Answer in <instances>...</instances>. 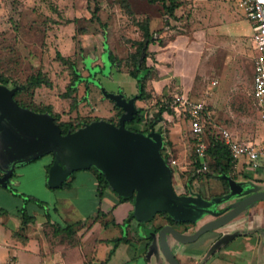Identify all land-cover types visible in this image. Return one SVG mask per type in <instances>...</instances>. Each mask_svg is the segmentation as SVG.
<instances>
[{"label": "rangeland", "instance_id": "obj_1", "mask_svg": "<svg viewBox=\"0 0 264 264\" xmlns=\"http://www.w3.org/2000/svg\"><path fill=\"white\" fill-rule=\"evenodd\" d=\"M125 1L128 7L122 5V0H0V75L8 78V89L21 88L30 76L40 72L52 82V87L44 86L32 93L23 89L17 100L50 105L63 120L77 116L113 118L109 112L114 106L103 90L109 94L122 93L126 99H131L139 89L129 74L111 67L106 50L122 58L135 52V43L142 40L136 22L149 19L156 40L165 32L171 33L172 42L183 38V47L178 46L173 57L176 64L172 74L176 82H184L189 87L190 99L205 103L214 129L220 132L228 128L242 141L264 144V122L252 93L253 59L257 54L252 40L253 23L236 0H179L181 6L174 18L164 15L160 3ZM128 9L134 15H130ZM159 31L161 34H157ZM161 40L164 45L165 40ZM58 55L73 61L88 81L78 86L72 98L63 96L72 76ZM180 92L182 90L177 88L162 98L153 96L145 106L150 117L157 113L158 102H166L171 110L165 114L161 126L169 142L164 154L168 155L173 171L174 188L180 183L185 185L194 175L189 115L178 116L170 105L173 95ZM75 96L79 104L73 110ZM1 117L0 174L3 176L0 180L8 181L10 175L15 174L10 184L16 191L0 189V207L9 213L26 208L34 216H41L47 208L52 214L55 205L60 208L72 202L77 212L61 210V220L73 226L80 219L86 221L99 202L93 179L86 178L91 174L84 170L76 172L72 190L51 189V183L56 181L51 180L49 173L58 155L49 153L31 161L27 157L39 155L37 151L17 155L18 146L15 152L12 147L16 142L13 135L18 134L19 129L8 118ZM17 159L20 162L16 166ZM12 163L16 167L9 173L7 169ZM198 182L195 180L196 185ZM29 197L46 207L26 201ZM98 198L105 210L112 209L114 203L111 206L105 195ZM131 215L125 219L127 226L137 224L131 221ZM14 216H4V225L0 224V264H8L10 256L14 257L17 252L10 247L9 238L13 229L9 219L15 221ZM111 220H114L112 214L107 218ZM119 235L117 228L103 232L94 228L84 241L88 245L96 238L114 239ZM31 258L32 263H37L35 257Z\"/></svg>", "mask_w": 264, "mask_h": 264}, {"label": "crops", "instance_id": "obj_2", "mask_svg": "<svg viewBox=\"0 0 264 264\" xmlns=\"http://www.w3.org/2000/svg\"><path fill=\"white\" fill-rule=\"evenodd\" d=\"M170 34L165 32L160 35L165 43L156 46L154 49L155 60L150 82L151 91L154 97L162 98L178 88L182 90L180 93H184L190 98L189 87L184 82H176L172 74V67L176 64L173 59L176 56V48L178 46L183 47L184 40L182 37H178L175 42H172L169 37ZM254 72L255 66L252 85ZM136 103L139 106L144 105L142 102ZM109 113L111 116L115 115L113 109ZM14 147H12V150L15 152L17 145L15 149ZM18 162H20L19 159H17L16 166ZM16 166L13 163L10 164L7 171L9 173L14 172L12 168ZM233 167L234 174L226 177L227 191L219 179H204L199 181L197 185L195 181L191 183L188 180L185 185L180 183L179 187L175 186L174 189L178 196L201 200L203 202L201 203L202 208L207 211L195 223L174 225L178 231L191 236L202 225L216 219L214 213L218 215L228 213L240 201L252 194L264 191V163L258 170L251 169L243 162L237 165L233 163ZM89 174L91 175L86 176V178L93 179L99 202L86 221L80 219L76 222L74 226L77 238L76 245H72L71 240L65 234H55L54 228L56 223L68 224L60 218L63 210H68V213L77 212L72 202L71 204L64 203L63 207L60 208L55 205L54 209L57 212L53 211L52 214L47 208L46 213L35 216L37 218L36 222L30 224L25 231L21 230L22 220L20 216L16 215V211L0 216V224L4 225V216L11 217L15 215V218L13 217L15 221L12 218L9 219L10 222L14 223H11L13 229L9 238L12 240L10 241V247L13 246L17 252L14 257L10 256L8 264H34L31 256L35 257L37 262L35 264H169L160 250L158 242L160 230L157 231L156 229L171 224L157 215L154 220L148 223L129 224L127 226L125 219L133 213L134 203L131 201L120 202L117 195L110 190H105L103 195H105L107 202L111 206L114 203L111 210H105L98 198L100 196L98 181L92 173L89 172ZM14 175L11 174L8 181L0 180L2 181L0 182V189L7 191L6 187L11 183ZM2 176L1 173L0 178ZM197 187L199 190L196 189ZM72 189H74L73 186L68 190ZM47 213L50 214V220L46 216ZM111 214L114 220L107 221ZM113 221L114 223H112ZM105 224L108 225L105 226ZM94 228H98L102 232L117 228L120 230V235L114 239L96 238L86 245L84 240ZM16 233L19 236H15ZM118 239L120 241L116 242ZM169 243L181 264H264V199L249 206L224 227L201 236L196 242L182 244L169 237Z\"/></svg>", "mask_w": 264, "mask_h": 264}, {"label": "water", "instance_id": "obj_3", "mask_svg": "<svg viewBox=\"0 0 264 264\" xmlns=\"http://www.w3.org/2000/svg\"><path fill=\"white\" fill-rule=\"evenodd\" d=\"M103 94L124 111L118 125L106 120L93 121L74 133L63 135L51 115L20 107L14 100V90L3 85H0V115L19 129V133L13 135L18 155L26 156L37 151L39 155L27 157L29 161L49 153L58 155L49 173L51 180L56 181L55 185L61 186L76 171L95 167L104 173L110 187L119 196L134 198L131 219L134 218L136 223H148L162 213H168L179 223H195L207 211L202 208L201 200L177 195L173 171L162 154L163 135L154 130L135 132L126 126L138 113L136 97L126 99L122 93L109 94L104 90ZM263 199L264 191H261L240 201L223 215L209 211L216 219L202 225L191 236L181 233L173 225H165L158 235L163 256L169 264H181L170 246L169 237L182 244L196 242Z\"/></svg>", "mask_w": 264, "mask_h": 264}, {"label": "trees", "instance_id": "obj_4", "mask_svg": "<svg viewBox=\"0 0 264 264\" xmlns=\"http://www.w3.org/2000/svg\"><path fill=\"white\" fill-rule=\"evenodd\" d=\"M148 2L151 5L160 3L163 7L164 15L170 18L175 17L176 10L181 6V2L179 0H148ZM122 5L128 7V4L125 0H122ZM127 11L130 13V15H134V13L130 9H128ZM94 17H96L95 13H94ZM136 24L142 32V40L137 41L135 43L136 46L135 52L130 53L129 56L126 58L119 57L116 53H114L109 49L106 50V54L108 56V60L112 68H116L118 72L127 73L134 80H136L139 89V93L136 96V100H137L136 102L144 103L143 106L136 105L138 109V113L134 116V119L132 121L126 124L127 128L132 131L141 132V133H148L152 130L160 132L164 137V148L162 154L167 159L169 164L168 155L164 154V151L167 145H169V142L167 141V136L165 135L163 127L161 126V122L164 119L165 114L171 111L169 109V105L166 102H158L159 109L157 110V113L153 117H150L148 115V109L145 107L148 105V103L152 100L154 96L152 94L149 82L152 72L154 70V60H153L154 49L156 46L162 45L161 44L162 40L155 39L156 33L152 32L151 22L149 19H146L144 21H137ZM157 34H161V32L159 31ZM58 59L60 60V62H62L63 65L67 67V69L70 71V74L72 76L71 81L67 88V92L63 94V96L65 98H72L73 94L77 92L78 86L81 83H87L88 81L81 75V73L77 69L76 64L73 61H71L69 58L58 55ZM0 84L7 87L9 85L8 78H5L4 76L0 75ZM15 85H17L16 81H15ZM44 86L52 87V82L46 74L40 72L37 75L30 76L27 79L26 84L24 86H20L21 88L15 86V88L12 89L10 88V89L14 90V100L17 102V104L20 107L29 109L30 111H33L35 113L51 115L54 118L55 122L60 126L63 135H67L68 133H74L80 128L92 123L93 121L106 120L110 123L118 125L119 118L124 113L123 109L117 107L114 101L109 100L111 104L114 106L115 115L113 116V118L102 119V118L94 117L91 119L88 117L77 116L73 119L63 120L61 114L55 112L50 105L48 106L35 105L34 102L23 103L17 100L18 94H20L23 89L24 91L26 90L28 93H32L35 90L40 89ZM78 104H79L78 98L76 96L73 97L72 106H71L72 109L73 110L76 109L78 107ZM204 117L208 119V124L203 135L204 141L207 145L206 157L204 160H201L197 155L196 138L190 131V135H191L190 141L192 145V161H193L192 164L194 167V175L190 178V182L192 183L195 180L201 181L204 179H219L222 181V183L226 187L225 190L227 191L226 177L232 176L234 174V167H233L231 153L228 147L226 146L224 140L222 139L220 132L214 129L213 122L208 116V109H206L204 113ZM142 126H144V128H142ZM232 135L235 139H239L233 133ZM204 164L207 165L206 171H204L203 169ZM84 171L90 172L96 177L99 184L100 197L103 196L105 190H110L119 197L120 202L131 201L134 203V198L127 199L119 196L110 187L104 173H102L97 168L92 167ZM76 172L68 176L65 182L61 186H57L54 183L50 182L52 185L50 186V188L67 189V190L72 188L73 182L75 181L76 178L75 177ZM6 190L8 192L16 191L10 184H8ZM26 201L34 202L35 204H38L41 208L45 206L44 203L32 197H29L28 199H26ZM54 211L57 212L56 209H54ZM8 213L9 212L7 210L0 208V216ZM16 215L21 217L22 231H25L30 224L35 223L37 220V218L32 213H29L26 208L16 210ZM46 216L48 220L51 219L49 213H47ZM158 216L163 217L169 224L173 226L176 224H182L176 222L168 213H162L159 214ZM133 220L134 218L131 219V221ZM112 223H114V221ZM107 225L108 224H105V226ZM54 228H55V234H65L68 237V239L71 240L72 245L77 244L76 232L74 230L73 225H69V224L64 225V224L56 223ZM161 228L162 227H158L156 230L159 231L161 230ZM15 236H19V234L16 233ZM119 241H120L119 239L116 240V242Z\"/></svg>", "mask_w": 264, "mask_h": 264}, {"label": "built area", "instance_id": "obj_5", "mask_svg": "<svg viewBox=\"0 0 264 264\" xmlns=\"http://www.w3.org/2000/svg\"><path fill=\"white\" fill-rule=\"evenodd\" d=\"M236 2L246 17L253 23V41L257 50L254 61L253 99L261 120L264 122V0H236ZM170 105L178 116L185 113L189 115L190 131L196 138V152L198 157L204 160L207 145L203 135L208 124V119L204 117L205 103L193 101L184 93H177L173 96ZM220 134L231 153L232 162L235 165L243 162L253 170L262 167L264 163V144L235 139L232 133L225 128L220 129ZM203 169L204 171L207 170L206 164H204Z\"/></svg>", "mask_w": 264, "mask_h": 264}]
</instances>
